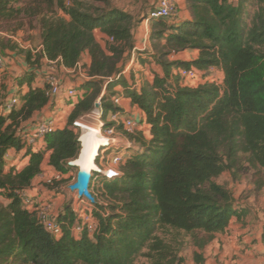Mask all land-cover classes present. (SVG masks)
Instances as JSON below:
<instances>
[{
    "label": "trees",
    "instance_id": "obj_1",
    "mask_svg": "<svg viewBox=\"0 0 264 264\" xmlns=\"http://www.w3.org/2000/svg\"><path fill=\"white\" fill-rule=\"evenodd\" d=\"M67 1L0 0V22L22 16L39 20L37 63L60 60L66 69H74L86 55L91 61L83 65L91 80L67 127L48 135L42 150L27 151L29 162L20 170L7 171L5 157L11 149H24L18 132L49 105L48 88H31L17 107L0 112V264H134L141 256L150 264H184V242L177 234H223L233 219L247 217L217 178L226 171L234 179L248 175L264 190V0H187L190 20L177 16L152 21L149 54L164 75L155 72L154 81L141 86L122 75L137 47L133 16L114 7ZM97 30L106 37L103 44L95 37ZM7 48L13 50L0 43V50ZM188 50L198 51L199 58L171 61ZM26 60H33L30 52ZM179 68H195L203 75L218 69L223 84L170 82ZM109 79L113 81L105 88ZM118 86L146 115L150 139L143 133L131 137L134 151L119 165L118 177L93 175L90 214L97 229L75 236L79 219L65 205L57 218L63 234L55 238L35 211L24 208L20 195L42 174L47 154L58 173L72 170L68 163L81 150L74 123L91 114L98 100L105 127L114 126L110 117L121 112L114 102ZM7 97L2 82L0 110ZM96 181L102 184L100 193L94 191ZM166 233L176 235L168 240Z\"/></svg>",
    "mask_w": 264,
    "mask_h": 264
},
{
    "label": "rangeland",
    "instance_id": "obj_2",
    "mask_svg": "<svg viewBox=\"0 0 264 264\" xmlns=\"http://www.w3.org/2000/svg\"><path fill=\"white\" fill-rule=\"evenodd\" d=\"M97 7H114L120 10H124L131 14L135 20V27L133 29L134 38L136 39V46L139 49L149 48V41L147 47L141 43L143 38L149 40V34L151 31V22L146 23V19L151 11L157 6L160 0H104V1H94V0H83ZM178 5V15L185 17L189 14V9L187 5V0H175ZM236 2L237 0H233ZM259 0H254L255 3H258ZM69 2V0L67 1ZM257 7V6H256ZM256 8L251 9V15L254 14ZM190 15V14H189ZM101 40V39H100ZM104 42L103 40L101 41ZM0 43L9 44L13 50L7 48L5 50H0V57L4 61V68L0 71V83H4L7 88L8 97L7 100L11 98V92L16 89V86L20 82H24L29 87L37 79V73H43L47 69L41 64L37 63L36 57L37 53L41 49V28L39 20H34L26 18L24 16L20 17V20L9 21V22H0ZM33 55V60L28 64L26 60L27 53ZM150 50L139 51L134 50L132 53V59H135V62L130 68L129 78L130 82H136L138 86L143 85V83H149L154 81V73L158 72L160 75H164L163 69L156 62L155 58H151ZM130 65V64H128ZM55 72L59 77L67 78L60 66H55ZM87 68L82 67L80 74H74L75 78L73 81L75 84L78 80H82L81 76L87 75ZM179 80L185 85L198 86L201 83L215 82L219 85L223 84L224 74L218 69H212L208 74L202 75L198 82H193L190 80H185L180 76L172 74L170 82L174 83L175 80ZM84 81V80H83ZM31 84H30V83ZM87 81L85 82V84ZM82 87V86H81ZM77 88L80 95L78 101L84 98V86ZM100 100H98L99 102ZM69 104V102H68ZM72 110L67 114H71ZM58 117V115H56ZM30 121V120H29ZM26 122L21 126V129H25L33 124V122ZM33 121V120H32ZM81 122L87 127L95 128L96 124H99L101 121V116H98L96 109L89 115H86L82 118ZM20 129V130H21ZM79 136L81 137L82 133L80 130H76ZM142 133V131H135L133 134L126 133V131L119 127L116 129V134L118 142L116 146L119 148V152L130 153L134 151V143L131 141V137H136ZM79 137V138H80ZM145 137L150 138V135L147 134ZM115 138V137H114ZM85 139V134L83 136ZM103 141L104 139L101 138ZM85 144V142H84ZM126 144V145H125ZM127 144L131 145V148H127ZM125 145V146H124ZM124 146V147H123ZM127 148V149H126ZM82 146L78 158L82 154ZM85 149V146H84ZM84 153V150H83ZM50 155V154H49ZM126 154L125 156H127ZM77 158V159H78ZM82 158V157H81ZM125 158V157H124ZM98 159V158H97ZM96 163V162H95ZM10 167L6 170L9 171ZM52 173L47 174L46 177H42L37 181L36 188L39 189L40 198L36 201V208L44 209L49 207V217L55 218L57 214V208L54 205L55 200L62 199L60 201L62 206H60L61 211L65 205H71L72 209L76 211V215L84 216L88 215L93 211L91 203L85 201L84 203L79 202L77 199V194L73 193L69 186L75 183L78 169L70 170L67 174H60L59 179L56 178L55 172H57L52 167ZM216 182L225 188H227L233 195L235 204L239 208L246 209L248 223H241L244 226L249 225L250 229H253L252 226L257 221L264 222V190H258L255 184L252 182L250 176L240 175L237 179H234L233 174L229 171L224 172L219 178L216 179ZM50 186V188L48 187ZM95 193L102 192V184L96 181L94 184ZM46 205V206H45ZM48 206V207H47ZM230 232H235V229L232 227L230 230L223 234L215 235H206L203 233L198 234H185V233H166V239L171 240L173 236L176 235L180 240L184 242L182 249V257L184 258V264H248L249 256L246 254L245 250H236L241 245V242L232 243L230 240ZM163 237V236H162ZM206 244L203 247H199V244ZM252 245L256 244L255 241L251 242ZM198 255V256H197ZM256 255V254H254ZM198 257L200 261L198 260ZM251 258V257H250ZM134 264H150L148 259L145 257H138Z\"/></svg>",
    "mask_w": 264,
    "mask_h": 264
},
{
    "label": "built area",
    "instance_id": "obj_3",
    "mask_svg": "<svg viewBox=\"0 0 264 264\" xmlns=\"http://www.w3.org/2000/svg\"><path fill=\"white\" fill-rule=\"evenodd\" d=\"M178 15V5L175 2V0H160L157 6L151 11V13L148 15L146 19V23L152 22L154 20L158 19H172L174 17H177ZM146 49H141V51H145ZM48 60V59H46ZM59 61V60H57ZM135 62V59L133 58L130 62V65L126 67L125 71L122 73V75H126L130 73V68L132 64ZM50 63H54L50 61ZM80 67V65H78ZM4 68V61L0 57V71H2ZM174 75L180 76L181 78L185 80L195 81L198 82L200 78L202 77V73L196 70L195 68H179L174 72ZM120 76H117L116 78H120ZM113 79H109L107 84L105 85V88L107 87L109 82H112ZM45 86L48 88V96L50 97V100L54 103L58 99H62L64 101L69 102V105L71 107H74L76 103H78V99L80 98V93L78 91V87H65L62 83V80L60 77L56 74L55 69L52 67L48 70V72L45 74L44 77ZM30 89L26 87L25 85L22 88H19V91L15 94L11 95V98L5 103V105L1 108V113H8L15 107H17L20 104L21 97L29 93ZM115 104L120 106L122 104V98L121 96H118L115 98ZM96 104H99L97 102ZM96 111L98 113V116H101L100 112V106L99 108H96ZM102 121V120H101ZM110 122L114 124V126L110 128H106L103 122H99V124L92 128L101 135L103 138L110 140L112 137L116 135V126H122L123 129L130 134H133L135 131L139 129L140 123L136 121L133 118H123L121 116V113H115L112 114L110 117ZM67 127L63 126V117H50V118H42L39 121L33 123L31 126L26 127L25 129H21L18 132V136L22 140V143L24 145V149L26 151L32 150V151H38L42 150L45 145V139L48 135L54 133L57 130H63ZM74 127L77 130H80L83 134L84 128H89L85 124H83L81 121H77L74 123ZM82 137V135H81ZM81 137L79 138V141H81ZM82 145V141H81ZM113 145V142L111 141L109 146L103 147L98 155V158H103L105 156V150ZM127 148H131V145L127 144ZM126 148V149H127ZM8 154L6 155L5 159L8 158ZM124 160L123 155L118 154L116 155L112 160L111 163L113 166H119ZM16 168V170H20L21 167L19 165L13 166ZM100 175L106 177L107 179L111 180L120 175V171H116L114 169H109L103 172L101 170ZM92 184V181H91ZM76 193L77 192H73ZM21 199L22 203L25 209L29 211H35L37 213V219L39 223L46 229L47 232H49L51 235H53L55 238H60L63 234V228L58 223L56 218H50L49 217V207L44 209H38L36 208V201L38 198L30 193L28 190H25L21 193ZM79 202L84 203L88 200L85 198H78ZM92 204V203H91ZM46 206V205H45ZM76 212V211H75ZM78 222L73 227V234L75 236L81 235V233L87 229L90 233H93L97 229V224L95 223L94 219L92 218L91 214L84 216L78 215Z\"/></svg>",
    "mask_w": 264,
    "mask_h": 264
},
{
    "label": "crops",
    "instance_id": "obj_4",
    "mask_svg": "<svg viewBox=\"0 0 264 264\" xmlns=\"http://www.w3.org/2000/svg\"><path fill=\"white\" fill-rule=\"evenodd\" d=\"M176 2V1H175ZM178 20H190V15L187 14L185 17L182 16H178ZM95 37L97 39V41L101 44H103L101 41L105 40L106 37L105 35H103L99 30L95 31ZM101 39V40H100ZM141 43L143 45H145L147 47L148 44V40L147 38H143L141 40ZM135 50H139L141 51V49H139L138 47L135 48ZM146 50H149V48L147 47ZM199 58V52L198 51H184L182 53H180L177 56H173L171 58V61H179V62H193L196 61ZM132 60V59H131ZM90 57L88 55H86L84 57V61L83 63L80 65V67H76L74 69H66L61 61H54V63H50L49 60L44 59L42 61V64L46 67V71L43 73H37V79H35V82L32 83V85L29 87L28 85H25L26 87H28L29 89L31 88H45V82H44V77L45 74L48 72V70L50 68H55V66H60L61 70L67 74V78L65 79L64 77H60V79L62 80V83L65 87H81V89L83 88V86L85 85V82H89L91 79L85 75V76H81L82 80H78V82L75 84L73 81V78H75L74 74H80L81 68L83 67V65H90ZM130 64V63H129ZM129 66V65H128ZM129 74V73H128ZM126 74L124 75V77L129 80V75ZM81 75V74H80ZM84 80V81H83ZM130 82V81H129ZM151 83V82H149ZM136 85L137 82H136ZM192 87V85H189ZM23 86H16V89L14 91L11 92L10 95L15 94L19 91V88H22ZM115 91L117 92V96H121L122 98V104L120 105V109H121V116L123 118H133L136 121H138L140 123L139 129L138 131H142V133L144 135L149 134L150 135V130H149V126L147 125V119H146V115L136 106H133L131 104V101L125 96V92H124V88L121 86H118ZM73 109V107H71L67 101H64L62 99H58L55 103L54 101H50L49 105L44 108L42 111L37 112L35 114V116L29 121V122H37L42 118H50V117H55L56 115H60L63 117V126H66V123H68V112L71 111ZM33 120V121H32ZM98 124H96L97 126ZM119 135L116 134L114 137H112L110 140L113 142V145L109 148H107L105 150V156L103 158H98L96 160V164L97 167L99 169H101L103 172H105L106 170L109 169H114L116 171H119V166H113L111 163V160L118 154L123 155V157H125L126 154H130V153H125V151L122 153L119 152V148L116 146V143L118 142L117 137ZM147 138V137H146ZM150 139V138H147ZM126 145V144H125ZM124 145V146H125ZM123 146V147H124ZM26 150H22V151H17L16 149H11L8 152V158L5 159V165L7 168H12L13 166L19 165L21 168L24 167L25 165L28 164L29 162V158L26 157ZM49 158L50 155L47 154L46 159L44 161V164L42 166V174L40 176H38L35 181L33 182V185L30 189H28V191L30 193H32L33 195H35L38 199L40 198V194H39V189L36 188V184L37 181H39L42 177H46L47 174H54L52 173V167L49 165ZM55 174L57 175L56 178L59 179L60 174L58 172H55ZM100 175V174H99ZM102 176V175H101ZM62 201V199L59 200H55L54 205L57 208V214H56V219L58 218V216L60 215L61 208L60 206H62V203L60 202ZM248 223V219H244L242 221H238L237 219H233L230 223L229 228L227 229L230 230L232 227L235 229V232H230L231 234V238L230 240L232 241V243H238L241 242V246L238 249H235L236 252L237 250H245L246 254L249 256V261L248 264H264V244L262 242V236H263V232H264V222L263 221H257L253 224L252 228L250 229V226H244L241 223ZM226 231V232H227ZM255 241L256 244L252 245L251 242ZM256 254V255H254ZM251 257V258H250Z\"/></svg>",
    "mask_w": 264,
    "mask_h": 264
},
{
    "label": "bare ground",
    "instance_id": "obj_5",
    "mask_svg": "<svg viewBox=\"0 0 264 264\" xmlns=\"http://www.w3.org/2000/svg\"><path fill=\"white\" fill-rule=\"evenodd\" d=\"M84 134H85V139H83ZM101 138L104 140L102 141ZM81 141H82V146H83L82 147L83 156L81 155L80 158H78V165L81 168L87 169L90 171L93 169H98L97 164L95 162L98 158L99 152L103 147L109 146L111 143V140L103 138L101 135L96 133L94 129L89 127V128H84ZM84 146H85V149H84ZM83 150H84V153H83Z\"/></svg>",
    "mask_w": 264,
    "mask_h": 264
},
{
    "label": "water",
    "instance_id": "obj_6",
    "mask_svg": "<svg viewBox=\"0 0 264 264\" xmlns=\"http://www.w3.org/2000/svg\"><path fill=\"white\" fill-rule=\"evenodd\" d=\"M96 108H99V104H96ZM68 165L73 169H78L76 181L75 183L69 186V189L72 192H77L79 199L85 198L90 203L94 204L95 198L91 192V181L94 174L101 173V169L98 168V169H93L91 171L87 169H83L78 165V159L70 161Z\"/></svg>",
    "mask_w": 264,
    "mask_h": 264
},
{
    "label": "clouds",
    "instance_id": "obj_7",
    "mask_svg": "<svg viewBox=\"0 0 264 264\" xmlns=\"http://www.w3.org/2000/svg\"><path fill=\"white\" fill-rule=\"evenodd\" d=\"M82 146V145H81Z\"/></svg>",
    "mask_w": 264,
    "mask_h": 264
}]
</instances>
